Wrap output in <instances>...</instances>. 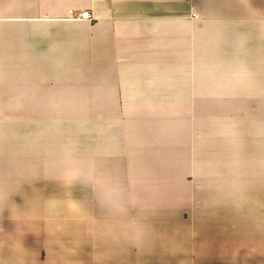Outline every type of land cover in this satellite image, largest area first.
I'll return each instance as SVG.
<instances>
[{"label":"crops","instance_id":"crops-1","mask_svg":"<svg viewBox=\"0 0 264 264\" xmlns=\"http://www.w3.org/2000/svg\"><path fill=\"white\" fill-rule=\"evenodd\" d=\"M0 264H264V0H0Z\"/></svg>","mask_w":264,"mask_h":264},{"label":"built area","instance_id":"built-area-1","mask_svg":"<svg viewBox=\"0 0 264 264\" xmlns=\"http://www.w3.org/2000/svg\"><path fill=\"white\" fill-rule=\"evenodd\" d=\"M87 16H88V12L87 11H82L79 14V17H81V18H86Z\"/></svg>","mask_w":264,"mask_h":264},{"label":"rangeland","instance_id":"rangeland-1","mask_svg":"<svg viewBox=\"0 0 264 264\" xmlns=\"http://www.w3.org/2000/svg\"><path fill=\"white\" fill-rule=\"evenodd\" d=\"M244 105V104H243Z\"/></svg>","mask_w":264,"mask_h":264}]
</instances>
